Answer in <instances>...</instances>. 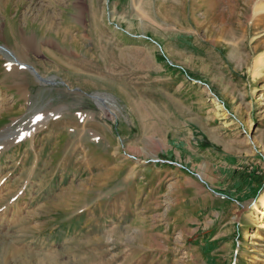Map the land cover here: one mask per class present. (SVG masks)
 Segmentation results:
<instances>
[{
	"label": "rangeland",
	"instance_id": "rangeland-1",
	"mask_svg": "<svg viewBox=\"0 0 264 264\" xmlns=\"http://www.w3.org/2000/svg\"><path fill=\"white\" fill-rule=\"evenodd\" d=\"M255 7L0 0V264H264Z\"/></svg>",
	"mask_w": 264,
	"mask_h": 264
},
{
	"label": "bare ground",
	"instance_id": "bare-ground-1",
	"mask_svg": "<svg viewBox=\"0 0 264 264\" xmlns=\"http://www.w3.org/2000/svg\"><path fill=\"white\" fill-rule=\"evenodd\" d=\"M185 5V4H184ZM136 8V10L138 11V12H140L141 14H143L144 15V13L141 11V6H139V7H135ZM186 10H188V9H186ZM206 12V11H205ZM27 14V13H26ZM260 14H262V15H264V7L263 8H259V9H257L256 7L253 9V12H252V18H254L255 20L254 21H259L261 18H264L262 15L260 16ZM31 15V14H30ZM25 17V16H24ZM77 20V19H76ZM75 19H74V21H76ZM77 21H79V20H77ZM140 22H144L143 21V19H140ZM139 22V23H140ZM42 25L45 27H47V30H50L49 28H48V25L47 24H44V22H42ZM73 25V26H72ZM41 26V25H40ZM70 26V25H69ZM71 26L72 27H69V29H75V27H74V23H72L71 24ZM52 27V26H51ZM74 27V28H73ZM46 30V29H45ZM67 33V32H66ZM71 34V33H70ZM71 37V36H70ZM69 37V35L68 34H63L62 35V38L59 40V41H55V43H53V47L56 49V51L63 57L64 55H66V56H68L70 59H73V61H74V63L75 64H79L78 63V61L76 60V53H77V51H79L78 49H80V47H74L73 49L71 48V49H68V48H65V46H64V44H66V42L69 40V39H71ZM25 38H27L26 37V35H25V37L24 36H22V37H20L19 38V44H16V49H17V51H18V54H16V55H18V56H22V58H24V57H26L27 55V53L26 54H24V52H26L27 50L29 51L31 48H33V46H35L34 44H32V42H34V41H31V40H28V39H25ZM36 41V43L35 44H38V45H40V44H43V45H45V43L47 44L49 41H47V39H43V40H39V39H37V40H35ZM45 41H47V42H45ZM45 42V43H44ZM54 42V41H53ZM49 44V43H48ZM47 44V45H48ZM72 44V43H71ZM52 47V48H53ZM70 50H72V52L70 51ZM7 51V50H6ZM25 55V56H24ZM66 56H64V57H66ZM67 58V57H66ZM62 59H64V58H62ZM15 60H18L17 58L15 59ZM13 60H10V62H11V65H12V67L13 68H8V70H9V72H12L13 70H14V68L16 67L15 66V63H13L12 62ZM21 61H22V59H21ZM68 61H70V60H68ZM8 62V61H7ZM13 63V64H12ZM16 65H18V64H16ZM10 66V65H9ZM21 66H23V64L21 63ZM19 68V67H18ZM16 69V68H15ZM30 69H32V68H30ZM100 98V97H99ZM99 98H97V100H100ZM42 119L43 118H35L34 120H33V123L32 124H28V123H26L28 126H29V128L27 129V130H25V132L28 134V136L31 134V132L32 131H34V127H35V124L36 123H39L40 121H42ZM32 121V120H31ZM20 132H22V131H20ZM18 135H20V134H18ZM9 136V135H8ZM12 140V139H11ZM1 146V145H0ZM259 204H260V206H259V208H257L256 207V205L254 206V208H256V210H259L258 212H259V214L262 216V218H264V195L259 199ZM262 226H264V224H262Z\"/></svg>",
	"mask_w": 264,
	"mask_h": 264
}]
</instances>
